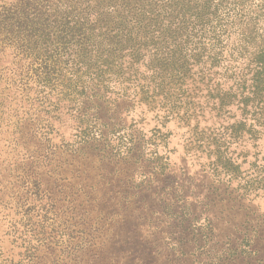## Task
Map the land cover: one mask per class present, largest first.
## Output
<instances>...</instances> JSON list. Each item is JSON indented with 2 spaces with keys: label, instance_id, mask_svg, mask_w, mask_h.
Returning <instances> with one entry per match:
<instances>
[{
  "label": "rangeland",
  "instance_id": "obj_1",
  "mask_svg": "<svg viewBox=\"0 0 264 264\" xmlns=\"http://www.w3.org/2000/svg\"><path fill=\"white\" fill-rule=\"evenodd\" d=\"M262 68L264 0H0V264H264Z\"/></svg>",
  "mask_w": 264,
  "mask_h": 264
},
{
  "label": "trees",
  "instance_id": "obj_2",
  "mask_svg": "<svg viewBox=\"0 0 264 264\" xmlns=\"http://www.w3.org/2000/svg\"><path fill=\"white\" fill-rule=\"evenodd\" d=\"M262 75H264V68H262V72L259 73L258 75V80H257V83H263L264 84V80L261 79Z\"/></svg>",
  "mask_w": 264,
  "mask_h": 264
}]
</instances>
